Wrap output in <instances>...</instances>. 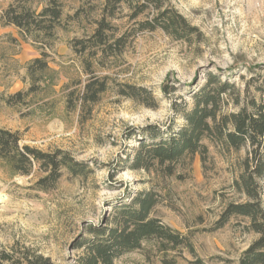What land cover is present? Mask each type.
<instances>
[{"label":"rangeland","instance_id":"rangeland-1","mask_svg":"<svg viewBox=\"0 0 264 264\" xmlns=\"http://www.w3.org/2000/svg\"><path fill=\"white\" fill-rule=\"evenodd\" d=\"M14 2L0 0V95L28 90L26 66L42 51L56 73L53 83L47 78L50 83L41 82L22 103L2 99L0 128L18 131L22 144L44 152L66 151L90 171L73 175L65 169L45 191L36 186L46 175L39 166L20 175L0 161V264H13L1 253L14 259L41 254L53 264H76L81 253L76 242L105 222L112 204L146 189L159 195L153 215L188 235L194 252L180 247L163 253L148 241L120 264H165L164 258L177 264H239L258 234L246 231L242 218L219 229L215 222L229 201L241 199L232 188V163L243 150L229 155L205 139L207 160L197 154L178 163L172 175L160 168L134 170L130 162L143 128H177L185 122L173 102L191 105L192 93L210 73L235 86L225 97L226 112L254 90L252 82L264 74V0H168L195 28L190 41L161 29L140 30L137 22L144 16L136 22L124 6L112 19L117 33L129 32L124 45L117 54L96 59L77 53L72 42L93 33L103 0H63L55 36L44 42L25 40L16 26L3 25L4 11ZM24 2L40 11L46 0ZM87 60L96 76L109 77V86L96 103L82 107L78 96L91 76ZM127 85L148 88L155 103L148 107L120 95Z\"/></svg>","mask_w":264,"mask_h":264},{"label":"trees","instance_id":"trees-1","mask_svg":"<svg viewBox=\"0 0 264 264\" xmlns=\"http://www.w3.org/2000/svg\"><path fill=\"white\" fill-rule=\"evenodd\" d=\"M82 1L90 3L95 0ZM124 6L130 10V19L137 22L139 17L144 16L137 22L140 30L161 29L176 39L190 41L195 28L169 5L168 0H103L93 33L74 39L73 49L81 55L87 52L93 59L98 55L117 54L115 49L124 45L129 32L117 33L118 27L112 19ZM62 15L63 0H46L40 11L28 6L24 0H16L4 11L3 25L16 26L25 40L44 42L54 38ZM47 56V52L42 51L41 57L28 62L27 74L31 79L28 90H20L7 97L0 95V101L22 103L26 96L40 87L41 82H47V78L53 83L56 71L50 67ZM91 66L92 62L87 60L91 76L78 96L82 107L96 103L109 86V77L96 76ZM255 80L252 82L254 90L247 94L245 100L241 101L238 97L235 101L237 109L226 112L225 97L233 92L235 86L226 79L221 80L218 74L210 73L206 83L192 93L191 105L185 100L182 105L173 102L175 111L185 122L177 128L153 125L143 128L130 162V168L134 170L150 172L160 168L172 175L178 163L192 160L197 154L203 163L207 160L209 148L205 139L215 142L229 155L243 150L244 155L238 156L232 163L235 172L232 188L241 199L229 201L215 222V228L219 229L232 218H242L245 219L244 229L258 234L241 254L239 264H264V74ZM126 87L119 89L120 95L148 107L152 105L149 101L155 103L148 88L137 85ZM165 92L168 93V90ZM21 141L18 131L0 128V161L20 175H29L35 166H39L46 172L36 182L40 190L52 189L65 169L73 175L90 171L66 151L44 152ZM158 203V193L154 189H146L112 204L105 222L92 226L88 235L76 242L75 248L81 250L76 264H120L118 261L125 254L141 249L148 241H155L157 251L163 253L180 247L194 252L188 235L153 215ZM1 255L3 260L13 264H53L49 257L41 254L23 255L17 259H14V254ZM163 261L165 264H177L175 259L164 258Z\"/></svg>","mask_w":264,"mask_h":264}]
</instances>
